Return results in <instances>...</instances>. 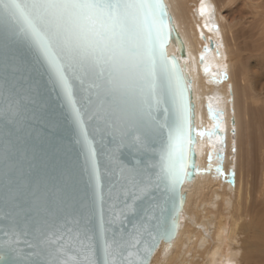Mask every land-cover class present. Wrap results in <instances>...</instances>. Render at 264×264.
Here are the masks:
<instances>
[{"label":"snow or ice","instance_id":"1","mask_svg":"<svg viewBox=\"0 0 264 264\" xmlns=\"http://www.w3.org/2000/svg\"><path fill=\"white\" fill-rule=\"evenodd\" d=\"M175 31L164 0H0V264H149L175 237L181 186L199 171L193 133H221L211 108V131L191 125ZM42 90L75 146L49 141L54 176L36 172L30 142Z\"/></svg>","mask_w":264,"mask_h":264},{"label":"bare ground","instance_id":"2","mask_svg":"<svg viewBox=\"0 0 264 264\" xmlns=\"http://www.w3.org/2000/svg\"><path fill=\"white\" fill-rule=\"evenodd\" d=\"M166 3L186 46L196 130H212L211 108L221 133L197 135L199 171L182 185L179 231L172 242L161 243L150 264H264V0ZM168 51L177 53V47L170 44ZM218 163L223 175L215 171ZM233 167L237 175L230 182Z\"/></svg>","mask_w":264,"mask_h":264},{"label":"water","instance_id":"3","mask_svg":"<svg viewBox=\"0 0 264 264\" xmlns=\"http://www.w3.org/2000/svg\"><path fill=\"white\" fill-rule=\"evenodd\" d=\"M164 3L167 5L166 0H164ZM167 9H168L169 15L172 17V23L176 29V31L173 33L172 38L170 39V41L167 45V53L170 56H175L178 58L182 72L187 77V80L190 84L189 97H190V102H191V107H192L191 125H192L193 129L196 130L195 102H194L193 88H192V84H191L190 78L188 76V73L185 70V64L183 62V59L186 56V46H185V43H184L178 29L175 26L173 16H172L171 12L169 11L168 5H167ZM177 33L179 35V43L177 42V39H176ZM170 44H174L177 47V53H169L168 48H169ZM42 91H43V95L41 97V101H42L43 106L38 107L36 109L35 118L31 119L29 121V125H30L29 132L31 134L30 135V142L35 146V160L33 161V163L36 166V169H35L36 172L40 173V174H43L44 172H48L49 175L54 176V173H52L51 168L45 167V164H46L47 159H48V157L45 155V152H46V150L49 149V141L54 137H60L63 139V142L66 145L72 146L73 149H75V146H74V140H73L72 135H71V125L61 115L62 109L59 107V101L55 99V94L54 93L50 94L44 90H42ZM53 122H55L58 125L55 129H53L51 127ZM193 135L195 137V143L191 146V151H192V160L194 163L193 171H195L196 159H197V153H196L195 146L197 143V135L195 132L193 133ZM120 151L122 153L121 159L124 160L125 162H127L128 160H132L133 156L135 155L134 150L130 152L128 150L121 149ZM117 155H120V153H117ZM99 162H100L101 173L103 175V170H104V165L106 163V158L103 155H101L99 157ZM195 175H196V172L191 177V179H186L185 181H191L195 177ZM180 192H181V195L183 197V204H182V209H181L180 214H179V219H178L175 237L179 231L181 213L184 209V205L186 202V193L182 190V186H181ZM2 226L3 225L0 224V227H2ZM172 240L171 241L161 240L159 242L158 246L156 247V249L154 250V252L152 253V255L150 257L149 264L152 261V258L154 256L155 252L157 251V249L159 248V246L161 245V243L162 242L170 243V242H172Z\"/></svg>","mask_w":264,"mask_h":264},{"label":"rangeland","instance_id":"4","mask_svg":"<svg viewBox=\"0 0 264 264\" xmlns=\"http://www.w3.org/2000/svg\"><path fill=\"white\" fill-rule=\"evenodd\" d=\"M223 12H224V10H223ZM254 60L255 59H251L249 62H250V66H253V64H254ZM259 81H260V86H262V85H264V79H259ZM264 88V87H263ZM218 164H221L222 165V163H218ZM233 171H235V177L234 178H232L231 180H232V182H235V179H236V167H233V170L231 169V172H233ZM230 172V173H231ZM259 176V175H258ZM258 176L256 177V180L258 181V184H259V179H258ZM231 264H234L233 262L231 263Z\"/></svg>","mask_w":264,"mask_h":264}]
</instances>
